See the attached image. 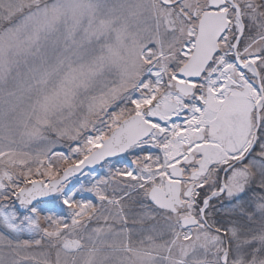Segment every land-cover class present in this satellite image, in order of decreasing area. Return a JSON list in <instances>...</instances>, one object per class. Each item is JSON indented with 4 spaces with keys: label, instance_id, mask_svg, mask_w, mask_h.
<instances>
[{
    "label": "snow or ice",
    "instance_id": "1",
    "mask_svg": "<svg viewBox=\"0 0 264 264\" xmlns=\"http://www.w3.org/2000/svg\"><path fill=\"white\" fill-rule=\"evenodd\" d=\"M0 264H264V0H0Z\"/></svg>",
    "mask_w": 264,
    "mask_h": 264
}]
</instances>
